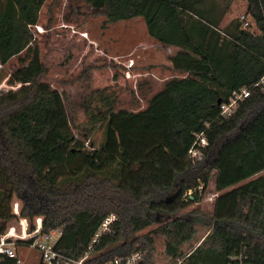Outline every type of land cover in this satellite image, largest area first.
I'll use <instances>...</instances> for the list:
<instances>
[{
  "label": "trees",
  "instance_id": "16d2710c",
  "mask_svg": "<svg viewBox=\"0 0 264 264\" xmlns=\"http://www.w3.org/2000/svg\"><path fill=\"white\" fill-rule=\"evenodd\" d=\"M46 1L0 0V64L29 49ZM245 1L257 33L251 21L247 28L237 19L223 25L229 8L217 0H85L106 23L142 17L158 42L201 57L205 80L174 81L144 110L111 114L104 142L88 151L74 134L62 93L42 81L39 53L23 59L29 63L9 80L20 88L0 93V233L18 200L24 216L43 217L44 231L62 230L59 248L74 258L116 215L94 244L91 264L151 250L152 234H136L160 217L166 222L153 234L166 237L174 259L183 256L197 224L212 228L180 264H229L242 248L264 264V88L256 86L264 79V0ZM3 79L0 69V85ZM245 87L251 96L220 118L218 100ZM202 132L209 145L194 163L188 152ZM212 177L221 192L212 210L176 216L200 199L187 192L205 189Z\"/></svg>",
  "mask_w": 264,
  "mask_h": 264
},
{
  "label": "rangeland",
  "instance_id": "374dc122",
  "mask_svg": "<svg viewBox=\"0 0 264 264\" xmlns=\"http://www.w3.org/2000/svg\"><path fill=\"white\" fill-rule=\"evenodd\" d=\"M217 2L221 9L229 8L223 25L240 21L245 14L253 24L250 31L258 32L245 0ZM33 32L29 49L0 65L4 75L0 91L19 88L21 84L9 80L29 63L23 59L38 52L45 66L42 81L62 93L74 134L85 142L88 151L104 142V122L111 114L144 110L150 99L169 84L180 80L193 86L205 80L208 70L201 57L150 36L142 17L106 23L103 12L85 0H47ZM197 190L193 188L187 195L197 194L200 199L176 216L195 208L206 213L212 210L214 202L209 198L221 193L216 190L214 178L205 189L200 186ZM162 222L166 221L160 217L159 223L136 234H152L154 238L152 249L143 251L145 264H180L212 231L209 226L197 224L193 239L182 246L183 256L174 259L166 252V237L153 234ZM19 255L24 264H39L40 252L36 249L22 247Z\"/></svg>",
  "mask_w": 264,
  "mask_h": 264
},
{
  "label": "built area",
  "instance_id": "2783aa9c",
  "mask_svg": "<svg viewBox=\"0 0 264 264\" xmlns=\"http://www.w3.org/2000/svg\"><path fill=\"white\" fill-rule=\"evenodd\" d=\"M241 21L244 28L250 26V22L245 15L241 16ZM256 86H262L264 88V79L257 83ZM17 87L20 88V86ZM251 94V89L246 87L235 91L227 101L219 105L220 118H229L236 111L239 103L250 97ZM208 145L209 140L206 134L204 132L197 134L195 143L188 152L189 158L194 163L200 161L204 156L203 150ZM216 197L217 194L212 195L209 199L214 202ZM13 213V219L8 222L5 230L0 233V264L4 263L6 259L14 260L15 264H24L19 255V249L22 247H29L39 251V264H91L90 260L95 255L93 250L94 244L98 242L100 237L109 230L111 224L117 219V216L113 214L107 217L98 229L95 238L85 254L79 258H74L63 253L59 248L60 238L62 236L61 229L44 231L43 217L39 216L32 221L24 216L21 212V203L18 200L13 202ZM144 258L145 255L142 251H135L125 256H115L104 264H142ZM229 264L255 263L248 258L246 248H242L230 255Z\"/></svg>",
  "mask_w": 264,
  "mask_h": 264
},
{
  "label": "water",
  "instance_id": "95a60500",
  "mask_svg": "<svg viewBox=\"0 0 264 264\" xmlns=\"http://www.w3.org/2000/svg\"><path fill=\"white\" fill-rule=\"evenodd\" d=\"M221 103H222V100L219 99L218 102H217V104H218V105H221Z\"/></svg>",
  "mask_w": 264,
  "mask_h": 264
},
{
  "label": "crops",
  "instance_id": "0c3cea01",
  "mask_svg": "<svg viewBox=\"0 0 264 264\" xmlns=\"http://www.w3.org/2000/svg\"><path fill=\"white\" fill-rule=\"evenodd\" d=\"M169 46V45H168Z\"/></svg>",
  "mask_w": 264,
  "mask_h": 264
}]
</instances>
